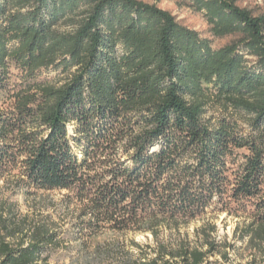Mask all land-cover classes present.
<instances>
[{
    "label": "trees",
    "instance_id": "trees-1",
    "mask_svg": "<svg viewBox=\"0 0 264 264\" xmlns=\"http://www.w3.org/2000/svg\"><path fill=\"white\" fill-rule=\"evenodd\" d=\"M179 1L234 41L215 49L141 0H0V184L67 191L81 264L229 261L215 224L180 233L219 213L248 217L264 264V16ZM106 232L154 243H95ZM63 243L0 202V264H51Z\"/></svg>",
    "mask_w": 264,
    "mask_h": 264
},
{
    "label": "rangeland",
    "instance_id": "rangeland-1",
    "mask_svg": "<svg viewBox=\"0 0 264 264\" xmlns=\"http://www.w3.org/2000/svg\"><path fill=\"white\" fill-rule=\"evenodd\" d=\"M146 3L156 4L160 8L170 11L178 21L186 27L194 29L201 33L202 37L210 39L212 46L219 49L234 41L233 37L216 38L210 32L204 13L197 12L192 8L181 5L179 0H141ZM239 6L251 10L256 16H264V0H241ZM14 74L18 72L14 69ZM45 76H48L45 73ZM54 77V74L50 75ZM15 82H19L14 80ZM215 110H211L208 116L217 114ZM14 174H17L15 172ZM68 195L67 191H41L33 196H28L24 190H16L3 181L0 184V202L8 200L11 204L15 205L16 210L22 216H26L31 222L34 223H55V229L63 233L65 243L53 252L51 257V264H79L80 260L83 262V253H79V243L75 241L74 231H72V221L68 212L65 209L64 201ZM215 224L217 231L212 234V238H216L219 244L222 243V250L229 257V261L224 260L221 256H213L210 260L213 264H251L255 258V252L248 246V238L242 239L246 233V227L250 220L245 215L230 216L227 213H219L210 215L204 219L191 222L187 226L181 227V234L188 235L189 241L192 244L198 242L199 230L205 224ZM172 232V233H171ZM164 236L169 237L170 234H176L171 231V228L163 230ZM201 235V233H200ZM202 236V235H201ZM135 240L142 246L153 245V237L150 233L134 234L130 233L127 236L106 232L95 243L119 241L121 247L125 246L128 250L131 248V241ZM231 246V247H230ZM138 249L133 251L138 252ZM81 255V256H80ZM257 258V257H256ZM111 262V261H110ZM107 262L105 264H109ZM252 264H257L256 262Z\"/></svg>",
    "mask_w": 264,
    "mask_h": 264
}]
</instances>
